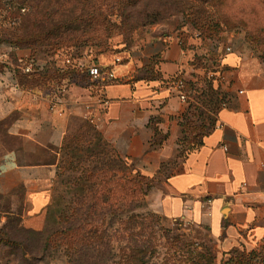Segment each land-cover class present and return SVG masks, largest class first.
I'll return each mask as SVG.
<instances>
[{
  "label": "crops",
  "instance_id": "obj_1",
  "mask_svg": "<svg viewBox=\"0 0 264 264\" xmlns=\"http://www.w3.org/2000/svg\"><path fill=\"white\" fill-rule=\"evenodd\" d=\"M212 46L188 32H160L127 48L121 41L103 51L93 47L88 57L117 76L101 81L110 103L100 132L123 159L164 184L154 209L204 227L229 253L264 240V59L236 39L212 72L213 86L226 91L223 103L205 106L198 101L202 91L181 98L178 81L192 83L200 73L195 54ZM30 55L28 48L0 44V226L17 215L22 226L41 230L59 150L97 93L73 84L64 114L51 111L44 87L35 83L39 75L13 77L5 66ZM116 56L123 61L116 64ZM196 108L205 112V130L197 137L185 130L187 120H200Z\"/></svg>",
  "mask_w": 264,
  "mask_h": 264
},
{
  "label": "rangeland",
  "instance_id": "obj_2",
  "mask_svg": "<svg viewBox=\"0 0 264 264\" xmlns=\"http://www.w3.org/2000/svg\"><path fill=\"white\" fill-rule=\"evenodd\" d=\"M187 1L0 0V10L7 15L2 21L0 36L15 35V41L26 46L24 48L39 47L50 57L73 44H89L103 51L116 41L132 46L154 33L184 35L188 32L200 38L205 46L213 43V48L209 47L206 54H195L192 64L200 73H194L192 83L186 86L189 99L191 95L208 91L212 72L219 68L220 54L228 51V46L236 39L243 42L242 47L248 53L264 59L263 54L250 46L252 38L248 40L247 37L249 30H256L253 35L264 46V0H225V6L215 7L218 15L228 14L230 23L237 27L220 30L211 22L210 30L216 35L212 38L202 36L199 29L189 28L190 19L196 20L202 14L197 13V4ZM214 6L209 4L211 9ZM209 23L202 21L204 28H208ZM49 82L41 77L35 79L39 87H45ZM219 90L220 96L226 93L221 87ZM90 126L78 121L72 126V131L78 132L75 137L82 142L75 146V138L69 147L72 150H65L64 163L61 165L58 161L43 228H26L17 215L0 226V264H74L65 255L66 245L56 247L53 244L44 250L46 237L54 231L65 232L70 221L74 220L78 226L82 225L79 231L72 232L74 236L80 237L90 227H99L100 233H106L111 241L110 252L116 260L130 251V238L137 237L155 246L147 264H264V240L250 248L222 253L204 227L158 213L152 202L159 194L158 189L164 185L160 177L145 175L136 164L127 161L132 176L133 173L142 175L128 182L125 173L118 172L126 167L125 159L99 128ZM61 153L60 149V156ZM166 172L162 169V176H166ZM131 188L137 189L133 199L140 204L136 211L140 224L134 229L127 228L125 223ZM89 204L106 209L102 214H94L86 210ZM148 223L153 226L148 227ZM180 253L186 257L192 254V257L179 263L175 254L179 256Z\"/></svg>",
  "mask_w": 264,
  "mask_h": 264
},
{
  "label": "trees",
  "instance_id": "obj_3",
  "mask_svg": "<svg viewBox=\"0 0 264 264\" xmlns=\"http://www.w3.org/2000/svg\"><path fill=\"white\" fill-rule=\"evenodd\" d=\"M190 2V4H197L198 6L195 8L198 14H202L201 16H198V18L195 19H190L189 22V28L191 29H199L200 30V34L202 36L208 35L210 38L215 37L216 35L210 30V24L211 22H213V24L220 30H231V29H235V27H237L235 24L230 23L229 21V17L228 14H217V11L215 10V7H221L222 4L225 6V0H188L187 3ZM213 3L215 6L213 7V9H211V7H209V4ZM218 16L216 18V16ZM212 16L213 18L209 17ZM7 17V15L5 16ZM9 17V16H8ZM6 19V18H5ZM210 21V23L208 24V28H204L202 21ZM3 29V27H1V30ZM210 31V33H209ZM256 30H249L248 31V40L249 38H252V42H251V47L257 52L259 51L261 54L264 55V46H262V43L258 40V38L256 37V35H253L255 33ZM16 32L15 30L13 31V33ZM16 34V33H15ZM3 35V34H2ZM10 35V33H9ZM8 36V35H7ZM5 36L4 38H2L0 36V44H8L11 45L13 47H17V48H24L26 46H23L22 44L18 43L17 41H15V35L12 37H7ZM14 37V38H13ZM89 44H73L70 46H67L65 48V50L67 51H72V49L77 48V47H86ZM92 46V45H91ZM94 47V46H93ZM28 48V47H27ZM125 48H127V45H125ZM31 53H32V57L36 58V59H40V60H44L46 61V66L44 71L39 74V76L45 80H49L50 82L48 83L47 86H45L43 89V92H45L47 89L50 88L51 84L53 81L59 79L61 77V75L58 74L56 68H55V62H54V55L46 56L43 54V52L41 51V48L39 47H32L31 48ZM72 77L74 78V82L78 83V84H83L84 86H86L85 81L88 78L87 77V72L85 70L82 71H73L72 72ZM87 87V86H86ZM42 92V93H43ZM220 90L218 88H215L213 86V84H211L209 86V89L207 92L199 95L198 97V101H202L204 103L205 106H220L221 103H223V100H221L220 98ZM197 109V108H196ZM199 112V118L200 120H198L197 122L193 121V120H187V122L185 123V130L197 137L198 134L202 133L205 129H204V120H205V112L202 109H197ZM81 122L79 121V123H83V125L86 126H90L91 128L95 127L92 123H90L88 120L84 119L81 116ZM93 126V127H92ZM73 129L70 130V132L68 133V135L65 138L63 147L61 148V156L59 157V161L60 164L62 165L63 160H64V154H65V150L70 149L69 147L71 146V143H74V139L75 140V146H78L79 143L82 142V140H77V137H75V135H77L78 132H73ZM97 132V131H96ZM76 133V134H75ZM98 133V132H97ZM70 135H72L73 137L69 138ZM70 140V141H69ZM67 153V152H66ZM51 161H56V157L52 158ZM126 163V167L123 169L120 168L118 170V172H124V178H126L128 180V182L131 181H135L139 178H141V174L140 173H132L129 171L128 165H127V160H123ZM123 161H121V165H123ZM120 165V166H121ZM123 177V176H122ZM81 184V183H80ZM93 184H91L92 186ZM89 186V184H88ZM99 189H97L98 191ZM137 189H130L129 191V198L130 200L128 201V211H127V221L126 223V227L130 228V229H134V227H136L137 225H139L140 223V216L136 213L138 207L140 206V204L133 199L134 197V193ZM106 209V207L103 206H98L97 208H94V206H92V204H89L86 208V210L88 212H93L94 214H102L104 212V210ZM151 216V215H150ZM153 216V215H152ZM151 216V217H152ZM149 224V223H148ZM152 224H149L148 227H152ZM82 225L78 226L77 222L74 221H70L68 227L66 228V231H54L52 233H50L47 237H46V243H45V247L44 250H47L50 246H52L53 244H55L56 247H61V245H66V249L64 248V252L65 255L69 257L70 260H72V262H74V264H147L148 263V257H150L151 253H154V249L155 246L153 247V245H151V242L149 241H145V240H140L137 237L135 238H130L131 239V244H130V251L125 254L123 257H120V259H115L116 256L112 255L110 250H111V241L109 238L106 237V233H100V231L98 230V228L96 227H90L87 231H84L83 233H81L80 237L78 236H74L72 232L74 231H79V229H81ZM68 232V233H66ZM175 259L177 262L181 263L183 261H187L188 259H190L192 257V254L189 257H186L185 254L180 253V255L178 256V254H175Z\"/></svg>",
  "mask_w": 264,
  "mask_h": 264
},
{
  "label": "built area",
  "instance_id": "obj_4",
  "mask_svg": "<svg viewBox=\"0 0 264 264\" xmlns=\"http://www.w3.org/2000/svg\"><path fill=\"white\" fill-rule=\"evenodd\" d=\"M22 11H26V8H22ZM4 18L5 12L0 10L1 27L3 26L2 21ZM92 48V46L77 47L72 49L71 52L65 49L59 50L54 56V62L55 68L61 77L53 81L50 88L42 94L48 100L49 109L57 112L59 115H63L65 110L62 109V106L66 103L71 86L73 84H78L74 82L72 72L75 70H85L88 77L85 84L87 88H90L94 92L96 91L97 101L96 103L86 104V109L82 114V117L98 128L102 113L107 109L110 103V100L106 97L104 91V82L101 83V81H114L117 79V76L113 67L103 66L97 63L94 56L88 57ZM227 50H230V48H227ZM122 61L123 58L121 56H116V64L121 63ZM5 66L7 67V70H10V74L12 73L13 77H15L17 73L35 76L44 71L46 61L33 58L31 53L29 57L20 58L16 63H6ZM177 87L180 91L181 98L186 99L187 95L184 93L186 81L180 79L177 83Z\"/></svg>",
  "mask_w": 264,
  "mask_h": 264
}]
</instances>
